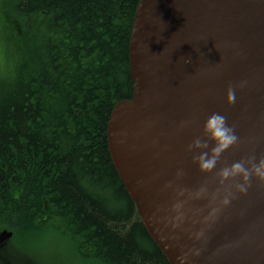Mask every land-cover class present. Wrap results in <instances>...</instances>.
I'll return each instance as SVG.
<instances>
[{
  "label": "water",
  "instance_id": "1",
  "mask_svg": "<svg viewBox=\"0 0 264 264\" xmlns=\"http://www.w3.org/2000/svg\"><path fill=\"white\" fill-rule=\"evenodd\" d=\"M129 72L133 95L111 112L108 149L150 238L169 264H264V183L222 207L225 186L187 150L218 112L240 141L217 171L264 158V0H140ZM181 121L190 124L178 130ZM12 237L2 232L0 245Z\"/></svg>",
  "mask_w": 264,
  "mask_h": 264
},
{
  "label": "trees",
  "instance_id": "2",
  "mask_svg": "<svg viewBox=\"0 0 264 264\" xmlns=\"http://www.w3.org/2000/svg\"><path fill=\"white\" fill-rule=\"evenodd\" d=\"M139 1L0 0V232L15 244L51 228L86 264H169L108 149L111 112L133 95Z\"/></svg>",
  "mask_w": 264,
  "mask_h": 264
},
{
  "label": "clouds",
  "instance_id": "3",
  "mask_svg": "<svg viewBox=\"0 0 264 264\" xmlns=\"http://www.w3.org/2000/svg\"><path fill=\"white\" fill-rule=\"evenodd\" d=\"M247 86V80H241L235 86L229 85L226 90V103L233 105L236 102L237 88L244 89ZM189 124L190 121H181L178 130L188 127ZM202 132L203 135L194 138L187 150L194 153L192 159L202 173H215L219 184L225 186L223 198L220 200L222 207L230 205L238 195H246L253 179L264 183V158H258L254 154L220 167L217 171L222 155L240 141L235 125H230L225 115L218 112L209 115ZM181 175L183 171L178 170L177 176ZM205 192L207 188L202 187L200 193Z\"/></svg>",
  "mask_w": 264,
  "mask_h": 264
},
{
  "label": "rangeland",
  "instance_id": "4",
  "mask_svg": "<svg viewBox=\"0 0 264 264\" xmlns=\"http://www.w3.org/2000/svg\"><path fill=\"white\" fill-rule=\"evenodd\" d=\"M8 22V17H5ZM10 27L6 25L3 28V36L7 39L11 37ZM0 36L1 32H0ZM11 41V40H10ZM14 46V51L19 52ZM8 53L5 43H0V75L6 73L8 63ZM8 73V72H7ZM44 231V232H43ZM3 232V231H2ZM0 232V234L2 233ZM69 240V241H68ZM70 238L61 237L56 229H42L36 234H30L28 237H21L15 244V239L7 242L0 247V255H3L8 264H86L82 257H79L72 247H69ZM19 255V256H18ZM21 256V257H20ZM21 258V259H20ZM17 262H15V261ZM93 264V263H87Z\"/></svg>",
  "mask_w": 264,
  "mask_h": 264
},
{
  "label": "flooded vegetation",
  "instance_id": "5",
  "mask_svg": "<svg viewBox=\"0 0 264 264\" xmlns=\"http://www.w3.org/2000/svg\"><path fill=\"white\" fill-rule=\"evenodd\" d=\"M16 264H18V263H16Z\"/></svg>",
  "mask_w": 264,
  "mask_h": 264
}]
</instances>
